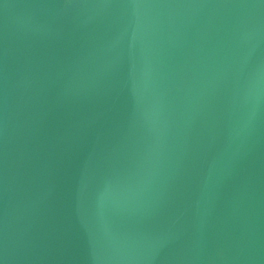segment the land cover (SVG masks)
I'll use <instances>...</instances> for the list:
<instances>
[{"label":"water","instance_id":"1","mask_svg":"<svg viewBox=\"0 0 264 264\" xmlns=\"http://www.w3.org/2000/svg\"><path fill=\"white\" fill-rule=\"evenodd\" d=\"M0 264H264V0H0Z\"/></svg>","mask_w":264,"mask_h":264}]
</instances>
